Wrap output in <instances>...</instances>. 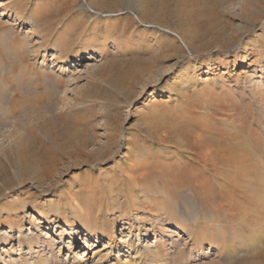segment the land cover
<instances>
[{
	"label": "rangeland",
	"instance_id": "rangeland-1",
	"mask_svg": "<svg viewBox=\"0 0 264 264\" xmlns=\"http://www.w3.org/2000/svg\"><path fill=\"white\" fill-rule=\"evenodd\" d=\"M0 2V264H264V0Z\"/></svg>",
	"mask_w": 264,
	"mask_h": 264
},
{
	"label": "bare ground",
	"instance_id": "bare-ground-1",
	"mask_svg": "<svg viewBox=\"0 0 264 264\" xmlns=\"http://www.w3.org/2000/svg\"><path fill=\"white\" fill-rule=\"evenodd\" d=\"M0 6L2 7V6H4V4L0 2ZM192 232H194V233H192ZM185 233L188 236V238L191 236L190 239H189V241L191 243H193V242L197 243V241H199V239H201V241H202L205 238L204 234H202L197 229H190V228L186 229L185 228ZM208 235H209V239H207V241L209 243H211V242L213 243L214 241L218 242V245H217V247L219 246V248H218L219 251L218 252L219 253H223V246H224L223 245L224 244L223 239L222 240H217V239L213 238L211 233H209ZM107 236L109 237V235H107ZM147 237H148V233L146 232V234H144L143 238H147ZM110 238H111V236L109 237L108 241H109V243L111 242V247L113 249H115V250H119L121 248V247L119 248V244L114 239H110ZM156 242H155L156 245H154V246L153 245H144V246H142L140 248H137L135 250L134 248H132L131 241H130V243L128 242V243L125 244L123 252L124 253L133 252L136 255V256H134V259H135V258H141V255L139 254V252L143 251L142 253L144 254L145 264H167L166 262L170 260V258L172 256L171 254L173 253V251H172L171 248H166L164 243H161L160 239L156 240ZM105 248H107V247H105ZM178 255L182 256V254H178ZM118 257L119 256H117V258ZM251 260H253V259H251ZM251 262H253V261H251Z\"/></svg>",
	"mask_w": 264,
	"mask_h": 264
}]
</instances>
